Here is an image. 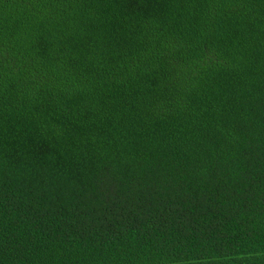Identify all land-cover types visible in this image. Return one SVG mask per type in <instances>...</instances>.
I'll return each mask as SVG.
<instances>
[{
    "label": "trees",
    "instance_id": "obj_1",
    "mask_svg": "<svg viewBox=\"0 0 264 264\" xmlns=\"http://www.w3.org/2000/svg\"><path fill=\"white\" fill-rule=\"evenodd\" d=\"M0 264H264V0H0Z\"/></svg>",
    "mask_w": 264,
    "mask_h": 264
}]
</instances>
